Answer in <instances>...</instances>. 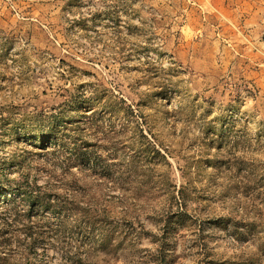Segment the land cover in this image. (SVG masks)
Instances as JSON below:
<instances>
[{
  "label": "rangeland",
  "instance_id": "obj_1",
  "mask_svg": "<svg viewBox=\"0 0 264 264\" xmlns=\"http://www.w3.org/2000/svg\"><path fill=\"white\" fill-rule=\"evenodd\" d=\"M52 115L81 210L2 198L0 264H264V0H0V187Z\"/></svg>",
  "mask_w": 264,
  "mask_h": 264
},
{
  "label": "trees",
  "instance_id": "obj_2",
  "mask_svg": "<svg viewBox=\"0 0 264 264\" xmlns=\"http://www.w3.org/2000/svg\"><path fill=\"white\" fill-rule=\"evenodd\" d=\"M132 113L133 110H131V114ZM47 119L50 120L48 124L49 132L44 130H33L31 132V137H29V144L33 145L35 149H40L42 151H26L24 154L16 152L12 157L14 159L22 158L24 161H34L43 166L45 163H49L53 169H48L42 166L34 167L33 165H30L28 169L22 167V169L19 170V176L9 181L8 189L0 187V200H2V198L12 200L15 195H19L30 203L32 210L40 209L59 215L64 213L63 217H77L81 209L76 201L77 195L75 193V187L79 182V177L74 172V168L79 166L80 162L85 163L88 160L89 154L77 152V149L73 148H69L73 153L68 154V151L65 148V143H60L64 139L59 136V133L62 132L64 128H67L64 121L66 118L61 115H52L47 117ZM59 120L62 121L64 128L61 127L60 123L58 124V122H60ZM73 123L76 124L77 121H73ZM34 124L36 123H32V126H34ZM71 127L74 128V125ZM71 130L77 131L75 128ZM77 140L78 139L75 137V144L77 143ZM43 158L46 159V161L41 162L40 160ZM30 167H32V169H29ZM31 172L47 173L49 180L45 187L38 185L36 175H33ZM61 187L71 189L70 192H72V195L59 204H53L50 199V196H52V190L50 191L46 189H57ZM42 189H45L44 192H42Z\"/></svg>",
  "mask_w": 264,
  "mask_h": 264
},
{
  "label": "crops",
  "instance_id": "obj_3",
  "mask_svg": "<svg viewBox=\"0 0 264 264\" xmlns=\"http://www.w3.org/2000/svg\"><path fill=\"white\" fill-rule=\"evenodd\" d=\"M239 26L238 25H236V23L234 22V23H232V28L233 29H237Z\"/></svg>",
  "mask_w": 264,
  "mask_h": 264
}]
</instances>
